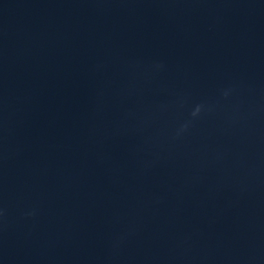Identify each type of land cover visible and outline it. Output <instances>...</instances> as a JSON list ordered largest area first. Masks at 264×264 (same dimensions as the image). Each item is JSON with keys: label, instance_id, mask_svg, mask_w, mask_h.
Listing matches in <instances>:
<instances>
[{"label": "water", "instance_id": "water-1", "mask_svg": "<svg viewBox=\"0 0 264 264\" xmlns=\"http://www.w3.org/2000/svg\"><path fill=\"white\" fill-rule=\"evenodd\" d=\"M0 264H264V0H0Z\"/></svg>", "mask_w": 264, "mask_h": 264}]
</instances>
